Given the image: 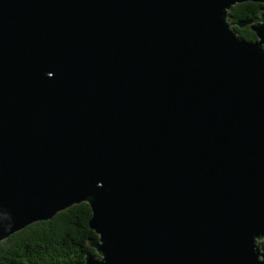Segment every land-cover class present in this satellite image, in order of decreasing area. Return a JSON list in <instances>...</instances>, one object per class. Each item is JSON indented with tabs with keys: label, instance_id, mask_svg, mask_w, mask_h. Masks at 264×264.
Returning a JSON list of instances; mask_svg holds the SVG:
<instances>
[{
	"label": "water",
	"instance_id": "95a60500",
	"mask_svg": "<svg viewBox=\"0 0 264 264\" xmlns=\"http://www.w3.org/2000/svg\"><path fill=\"white\" fill-rule=\"evenodd\" d=\"M245 2L0 0V242L85 203V264H264Z\"/></svg>",
	"mask_w": 264,
	"mask_h": 264
},
{
	"label": "trees",
	"instance_id": "16d2710c",
	"mask_svg": "<svg viewBox=\"0 0 264 264\" xmlns=\"http://www.w3.org/2000/svg\"><path fill=\"white\" fill-rule=\"evenodd\" d=\"M264 15V3L245 2L229 13L231 22ZM239 37L255 40L246 27H234ZM91 210L85 203L58 213L51 220L32 224L0 242V264H85V255L94 254L87 240L96 238L88 227ZM264 249V243H263Z\"/></svg>",
	"mask_w": 264,
	"mask_h": 264
},
{
	"label": "flooded vegetation",
	"instance_id": "af4514ba",
	"mask_svg": "<svg viewBox=\"0 0 264 264\" xmlns=\"http://www.w3.org/2000/svg\"><path fill=\"white\" fill-rule=\"evenodd\" d=\"M258 17V16H257ZM256 18V17H255ZM255 18H253V19H255ZM250 20H252V19H250Z\"/></svg>",
	"mask_w": 264,
	"mask_h": 264
}]
</instances>
